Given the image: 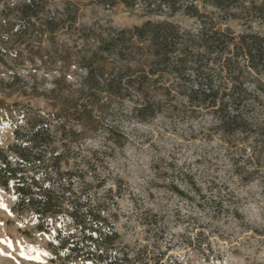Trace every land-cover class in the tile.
<instances>
[{"label":"rangeland","instance_id":"obj_1","mask_svg":"<svg viewBox=\"0 0 264 264\" xmlns=\"http://www.w3.org/2000/svg\"><path fill=\"white\" fill-rule=\"evenodd\" d=\"M66 1L74 20L66 16ZM101 1L45 0L39 19L15 31L10 23L22 22L24 0H2L0 148L13 141L10 117L54 114L63 138L74 141L69 166L84 171L81 185L100 200L112 199L118 243L132 254L141 251L151 263L163 253L165 262L176 264H264V67L250 71L240 60L241 78L257 101L246 110L250 125L226 133L209 111L189 109L179 93L190 88L172 73L141 75L149 53L135 50V58L121 61L99 49V36L148 19L140 7ZM252 3L264 6V0H240L252 14H239L236 5L238 14L230 18L196 1L207 26L264 36V17ZM49 15L56 17L52 33L38 27ZM170 21L191 33L200 26L183 13ZM86 60L107 76L130 66L144 84L120 88L133 98L118 96L87 77L77 64ZM142 102L152 106L140 111ZM13 202L12 192L0 187V264H60L49 244L54 230L38 231L34 215L16 213Z\"/></svg>","mask_w":264,"mask_h":264},{"label":"trees","instance_id":"obj_2","mask_svg":"<svg viewBox=\"0 0 264 264\" xmlns=\"http://www.w3.org/2000/svg\"><path fill=\"white\" fill-rule=\"evenodd\" d=\"M119 1L127 7H140L148 19L141 25L112 29L106 37L99 36V49H110L121 61L135 58V50H142L141 56L149 53V69L141 70V75L172 73L182 87L190 88L179 93L186 99L189 109L209 111L218 127L226 133L245 130L250 125L246 110L250 108L249 104L257 101V96L248 90L241 78L240 60L244 62L242 67L250 71L257 72L264 67L263 35L248 32L235 36L232 31L214 24L207 26L203 22L205 13L197 8V0ZM205 1L218 9L223 17L236 16L238 13L232 10L236 5L239 14H252L247 5H239L240 0ZM44 2L24 0L19 7L22 22H11L10 26L21 31L29 24L33 25L31 19H39ZM114 3L111 0L106 5ZM70 6L71 3L66 1L64 10L66 16L74 20L75 13L70 11ZM251 6L260 18L264 17L263 5L252 3ZM177 13L196 17L200 20L199 29L191 33L170 21ZM55 19L49 15L39 29L52 33L57 26ZM77 64L87 70L89 79L99 78L107 90L118 96L133 98L127 91L121 93L120 88H141L144 84L140 77L133 78L137 72L130 66L120 67L112 73L114 75L107 76L103 69L94 67L91 60ZM136 101L141 99L136 98ZM150 106L151 103H147L136 108L141 111ZM55 120L54 114L37 112L30 116L10 117V124L16 125L13 141L0 148V187L12 192V210L18 214L32 213L38 231L54 230L49 244L60 264H69L73 259L85 264H150L143 252L132 254L126 245L118 243L119 235L110 212L112 199L100 200L96 191L81 185L84 171L77 165L69 166L74 141L63 138L64 132H59L63 131V125H57ZM56 224L60 226L56 228ZM151 264L176 263L165 262L164 254L157 253Z\"/></svg>","mask_w":264,"mask_h":264},{"label":"snow or ice","instance_id":"obj_3","mask_svg":"<svg viewBox=\"0 0 264 264\" xmlns=\"http://www.w3.org/2000/svg\"><path fill=\"white\" fill-rule=\"evenodd\" d=\"M3 224V222L2 221H0V225H2Z\"/></svg>","mask_w":264,"mask_h":264}]
</instances>
